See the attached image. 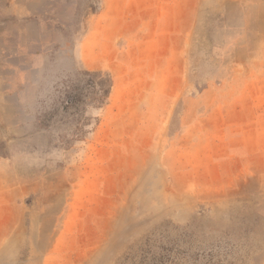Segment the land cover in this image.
<instances>
[{
    "label": "rangeland",
    "instance_id": "1",
    "mask_svg": "<svg viewBox=\"0 0 264 264\" xmlns=\"http://www.w3.org/2000/svg\"><path fill=\"white\" fill-rule=\"evenodd\" d=\"M0 264H264V0H0Z\"/></svg>",
    "mask_w": 264,
    "mask_h": 264
},
{
    "label": "crops",
    "instance_id": "2",
    "mask_svg": "<svg viewBox=\"0 0 264 264\" xmlns=\"http://www.w3.org/2000/svg\"><path fill=\"white\" fill-rule=\"evenodd\" d=\"M208 169L211 170L212 173H208L203 176L204 182H206L207 186H209L208 188H215L221 185L224 178L223 173L220 172L219 168L215 171H213L212 168Z\"/></svg>",
    "mask_w": 264,
    "mask_h": 264
}]
</instances>
